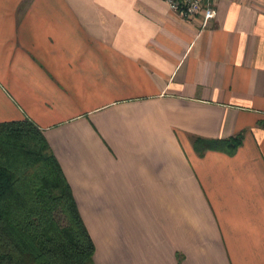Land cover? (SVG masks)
<instances>
[{"label": "crops", "instance_id": "obj_1", "mask_svg": "<svg viewBox=\"0 0 264 264\" xmlns=\"http://www.w3.org/2000/svg\"><path fill=\"white\" fill-rule=\"evenodd\" d=\"M23 119L93 264H264V0L207 26L163 0H0V122Z\"/></svg>", "mask_w": 264, "mask_h": 264}, {"label": "trees", "instance_id": "obj_2", "mask_svg": "<svg viewBox=\"0 0 264 264\" xmlns=\"http://www.w3.org/2000/svg\"><path fill=\"white\" fill-rule=\"evenodd\" d=\"M240 137L195 138L198 153H233ZM94 244L42 130L0 122V264H93Z\"/></svg>", "mask_w": 264, "mask_h": 264}, {"label": "built area", "instance_id": "obj_3", "mask_svg": "<svg viewBox=\"0 0 264 264\" xmlns=\"http://www.w3.org/2000/svg\"><path fill=\"white\" fill-rule=\"evenodd\" d=\"M168 7L185 19L200 17L207 26L216 17L219 0H163Z\"/></svg>", "mask_w": 264, "mask_h": 264}]
</instances>
